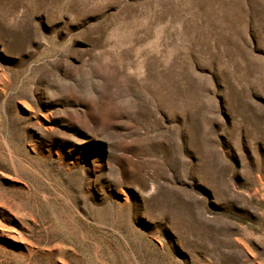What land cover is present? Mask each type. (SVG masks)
I'll list each match as a JSON object with an SVG mask.
<instances>
[{"label": "rangeland", "instance_id": "374dc122", "mask_svg": "<svg viewBox=\"0 0 264 264\" xmlns=\"http://www.w3.org/2000/svg\"><path fill=\"white\" fill-rule=\"evenodd\" d=\"M0 264H264V0H0Z\"/></svg>", "mask_w": 264, "mask_h": 264}]
</instances>
